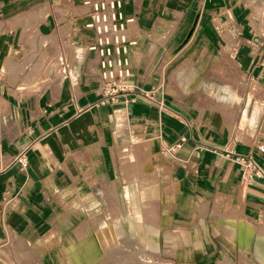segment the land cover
<instances>
[{
  "label": "crops",
  "instance_id": "obj_1",
  "mask_svg": "<svg viewBox=\"0 0 264 264\" xmlns=\"http://www.w3.org/2000/svg\"><path fill=\"white\" fill-rule=\"evenodd\" d=\"M238 1L121 0L128 90L101 103L82 0H0V264H173L156 256L159 241L193 258L220 238L210 222L235 255L264 264L253 247L264 234V39L245 19L255 0L247 12ZM213 17L240 35L236 56L219 53ZM191 48L195 67L170 66ZM183 68L189 86L170 91ZM201 90L211 98L193 102ZM247 155L262 174L246 182L234 158Z\"/></svg>",
  "mask_w": 264,
  "mask_h": 264
},
{
  "label": "rangeland",
  "instance_id": "obj_2",
  "mask_svg": "<svg viewBox=\"0 0 264 264\" xmlns=\"http://www.w3.org/2000/svg\"><path fill=\"white\" fill-rule=\"evenodd\" d=\"M189 4L191 5V8L188 7V9L192 10V7H193L192 5L194 4V0H190ZM244 5H245V0H240V1H238V3L235 4V6H243L244 10L246 11V8H245ZM249 12L250 13L248 15L250 17H248V19L246 17L248 15L247 14L245 15L246 21H248V24H250V25L252 24V26H253V29L251 28L252 31H255L260 37H262V39H264V0H255L254 3H253V7L251 8V10ZM126 18H128V17H126ZM251 18H254L255 23H252ZM224 20H226V19L217 20V19H215V17H213L212 19H208L206 22H212V24H214L213 28L216 31V34L218 36V40L220 41V43H218V46H219L218 47V51H219V53H221L223 58H225V57L226 58L227 57L231 58L232 56L233 57L236 56L235 55L236 53H234L233 47L230 46V45H232L230 42L233 41V44H236L238 42L240 43L241 41H238V40L241 37H240V35L237 32H230V31H226L225 28L223 29L220 24L224 23ZM206 31L208 32L207 33L208 37L215 36L214 32H212V28L211 27L208 26L206 28ZM197 34L200 35L201 33H197ZM196 39H198V36L196 37ZM199 39H200V37H199ZM220 45H223V46H220ZM190 50H191V53L186 51V53L183 55V56H188L189 59L181 62L182 61V57H178L175 60V62L173 64H171L170 66H174V65L180 64V66L182 65L183 67L185 65L187 67H195L196 66L195 60L197 59L196 56H198V54H199L198 51H196L198 49L194 50L193 48H191ZM74 54H75L74 49L71 46L67 47V56L70 59L72 58V56ZM206 56L208 57L207 61H211L212 62V60L213 61L215 60L216 54H215V52H213V53L206 54ZM49 57L50 56L48 55V58ZM183 63H185V64L183 65ZM215 65H216L215 62H212V64L207 62L206 65H204V68L205 67L209 68L211 66L214 68V69H207L206 70V75H208L207 80H208V78H212L214 76L213 74H215V72H216V69L214 67ZM229 65H230V63L223 64L224 68H226V67L231 68ZM167 70L168 69H166V71ZM242 72L243 71L239 68L238 69V73H236V74H238V76L241 77ZM232 74H234V73H232ZM191 75H193V72L189 71V70L187 72H185L184 68H183L182 71H180V73L179 72L176 73V75H175L176 78L173 79V82H171L172 85H170V91L176 92V91L181 90V89L182 90H186L187 87L189 86V76H191ZM98 78H99V75H98ZM126 83H127V81H126ZM231 92H232V90L230 89L229 95L231 94ZM100 95H102V93H100ZM210 98H211V95L209 96L208 91H204V90L203 91L201 90L200 96H198V92H197V95L194 92V95L192 97H190V99L193 102H198V100H204V99L209 100ZM218 99L220 101H222L225 98H217V100ZM226 102H223V103H225V105H227ZM190 114L194 115L196 113L191 112ZM206 115L209 116V114H206ZM140 146L145 148L144 144L140 145ZM133 148H135V147L133 146ZM144 151H145V149H144ZM124 179H126L127 181L132 180V178L129 177V174L126 175L124 177ZM106 201L108 202V207L107 208L109 209V211L111 213L115 212L117 209H116V206H114L113 202H111V198H110L109 194H108V199ZM120 211H121V208H120ZM202 227H203V230H206V231H209L210 229H215L217 231L216 233H218L220 238L214 240L213 244H211L207 240L202 239L201 240L202 241L201 246H198V245H200V243L197 244L198 248H200V249H198V250L194 249L193 250V252H195L193 258H189L188 254H187L188 252H187L186 249H184V250L182 249L180 255H175L174 257H171L170 255H167L166 253L161 252V249H164V248L165 249L166 248L167 249H172L173 248L172 244L171 245L166 244L164 246V248H162V244H163L162 241H159L160 252L157 253L156 256L158 258L170 259V260L173 261V264H183V263H187L188 264L187 261H189L190 259H192L191 260L192 261L191 264H199L201 261H204V260H205L204 262H206L207 264H255L251 260H249L248 258L243 259L244 257L242 258L239 255H235L236 251L234 249H231V247L233 248V246H231L229 241H227L223 236H221V231L218 228L216 223H213V222L211 223L210 222L206 226L203 225ZM162 231H165V230H162ZM218 242L220 244H223V247L220 246ZM240 242L242 243L243 241L240 240ZM114 243H115V241L113 239H111V240L107 239V240L103 241V244L106 245V250L108 248H110V247H113ZM130 245L131 244L129 243V245L127 247H129ZM240 246L242 247L243 245L240 244ZM181 248L182 247L180 246L179 249H181ZM224 248H227V249H224ZM201 249H202V251L199 252V250H201ZM227 250L230 251V253L227 252ZM113 256L114 255H112V257ZM103 257H104V255H103ZM103 260H104V258H103ZM124 264H140V263L133 262V261H125Z\"/></svg>",
  "mask_w": 264,
  "mask_h": 264
},
{
  "label": "built area",
  "instance_id": "obj_3",
  "mask_svg": "<svg viewBox=\"0 0 264 264\" xmlns=\"http://www.w3.org/2000/svg\"><path fill=\"white\" fill-rule=\"evenodd\" d=\"M82 5L86 7L88 14V21L84 26L93 33L86 51L92 54L91 57L98 69L97 82L99 92L102 93L100 101L103 103L104 97H107L113 102L119 93L128 90L126 78L129 69L122 54L126 46L134 43L127 32L131 19L121 14V0H82ZM178 146L176 143L169 150L173 151ZM257 150L261 153L264 147L258 145ZM234 160L241 167L242 181L247 182L253 177L261 176L260 168L249 155L237 156ZM16 161L25 167L24 155H18Z\"/></svg>",
  "mask_w": 264,
  "mask_h": 264
},
{
  "label": "bare ground",
  "instance_id": "obj_4",
  "mask_svg": "<svg viewBox=\"0 0 264 264\" xmlns=\"http://www.w3.org/2000/svg\"><path fill=\"white\" fill-rule=\"evenodd\" d=\"M121 12V11H120ZM132 19V18H131ZM253 247L255 248V250H261V255H260V259L262 261H264V257L262 255L263 251H264V234H262V232H258V234H256L255 236V241L253 244ZM263 250V251H262ZM258 255V254H257Z\"/></svg>",
  "mask_w": 264,
  "mask_h": 264
}]
</instances>
